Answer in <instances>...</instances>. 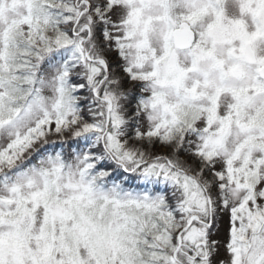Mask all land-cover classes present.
I'll return each instance as SVG.
<instances>
[{
  "label": "snow or ice",
  "instance_id": "6c2138e0",
  "mask_svg": "<svg viewBox=\"0 0 264 264\" xmlns=\"http://www.w3.org/2000/svg\"><path fill=\"white\" fill-rule=\"evenodd\" d=\"M0 264H264V0H0Z\"/></svg>",
  "mask_w": 264,
  "mask_h": 264
}]
</instances>
